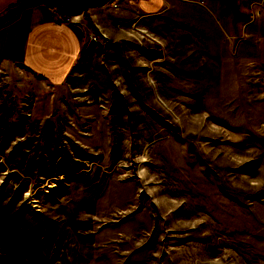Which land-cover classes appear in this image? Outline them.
Instances as JSON below:
<instances>
[{"label":"rangeland","instance_id":"374dc122","mask_svg":"<svg viewBox=\"0 0 264 264\" xmlns=\"http://www.w3.org/2000/svg\"><path fill=\"white\" fill-rule=\"evenodd\" d=\"M100 3L65 82L0 103V264H264L258 67L197 5Z\"/></svg>","mask_w":264,"mask_h":264},{"label":"crops","instance_id":"0c3cea01","mask_svg":"<svg viewBox=\"0 0 264 264\" xmlns=\"http://www.w3.org/2000/svg\"><path fill=\"white\" fill-rule=\"evenodd\" d=\"M23 1L0 0V17ZM115 1L114 9L131 7L147 16L159 13L164 4L163 0ZM259 1L181 0L180 5L204 10L238 58L255 64L264 75V0L263 6ZM99 4L87 6L86 12L95 13ZM68 15L70 21L62 22L48 1H40L0 26V103L7 104V99L27 103L33 94L44 96L42 86L58 88L69 77L84 40V9L75 6Z\"/></svg>","mask_w":264,"mask_h":264},{"label":"water","instance_id":"95a60500","mask_svg":"<svg viewBox=\"0 0 264 264\" xmlns=\"http://www.w3.org/2000/svg\"><path fill=\"white\" fill-rule=\"evenodd\" d=\"M40 1H48V0H25L22 3L16 5L15 7H13L12 9L7 11L4 15L0 17V26L9 19H11L12 17H14L15 15H17L19 12L24 10L25 8L30 7ZM101 1L102 0H78L74 3V5L78 7H84L93 4H98Z\"/></svg>","mask_w":264,"mask_h":264},{"label":"trees","instance_id":"16d2710c","mask_svg":"<svg viewBox=\"0 0 264 264\" xmlns=\"http://www.w3.org/2000/svg\"><path fill=\"white\" fill-rule=\"evenodd\" d=\"M48 3L52 8H55L58 11L61 17L67 16L71 11L72 7H75V2L70 0H49Z\"/></svg>","mask_w":264,"mask_h":264},{"label":"built area","instance_id":"2783aa9c","mask_svg":"<svg viewBox=\"0 0 264 264\" xmlns=\"http://www.w3.org/2000/svg\"><path fill=\"white\" fill-rule=\"evenodd\" d=\"M107 2L108 3V6L110 7H113V8H116L118 6L117 2L115 0H102L101 2ZM164 2H167L168 4H172V5H175L178 6L180 5V2L181 0H163ZM64 21L65 22H69L70 21V18L69 17H65L64 18ZM262 78V81L264 82V75L261 76Z\"/></svg>","mask_w":264,"mask_h":264}]
</instances>
